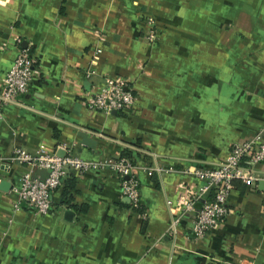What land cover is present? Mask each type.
Wrapping results in <instances>:
<instances>
[{"label":"crops","instance_id":"1","mask_svg":"<svg viewBox=\"0 0 264 264\" xmlns=\"http://www.w3.org/2000/svg\"><path fill=\"white\" fill-rule=\"evenodd\" d=\"M23 48L34 60L24 108L0 120V182L10 186L0 190V264H264L263 181L233 183L226 216L200 240L183 213L198 191L192 172L235 142L264 141V0H0V87ZM106 77L131 83L132 110H87ZM134 143L147 167L135 170L141 213L108 170L77 177L66 203L53 192L45 216L12 209L24 170L13 150L63 147L95 161Z\"/></svg>","mask_w":264,"mask_h":264},{"label":"built area","instance_id":"2","mask_svg":"<svg viewBox=\"0 0 264 264\" xmlns=\"http://www.w3.org/2000/svg\"><path fill=\"white\" fill-rule=\"evenodd\" d=\"M142 39L146 44L156 43L154 21L146 17ZM99 52L95 50V53ZM34 60L27 48L18 50L8 70L3 76L0 87V120L6 107L24 108L22 99L27 94L32 77ZM94 74L86 70L84 80ZM135 105V95L131 83L121 77H106L95 86L86 108L90 112L110 114L132 110ZM128 150L142 153L138 148L128 146ZM57 151L61 156L57 155ZM53 152L38 146L34 154L22 149L12 151L10 160L20 164L24 170L16 185L11 190L16 195L12 209H25L36 216H45L51 209V195L63 186L67 176L75 179L87 171H112L117 176L119 194L126 199L128 209L135 211L140 207V194L135 170H147V167L137 163L132 164L124 158L108 157L102 160H83L70 150L60 147ZM264 165V141L255 137L251 140L235 142L230 145L226 156L215 162L207 170L192 172L198 182V191L188 197L183 204V213L191 214L190 234L195 240L202 239L207 233L220 225L228 210L227 198L232 183L237 181L245 187L255 188L264 182V170L258 169ZM35 172H42L37 176ZM178 219L171 220L169 232H174Z\"/></svg>","mask_w":264,"mask_h":264},{"label":"trees","instance_id":"3","mask_svg":"<svg viewBox=\"0 0 264 264\" xmlns=\"http://www.w3.org/2000/svg\"><path fill=\"white\" fill-rule=\"evenodd\" d=\"M132 146L135 148H138L137 144H135V143ZM117 156L119 158H124L126 160H129L132 164H136V159L142 155L137 153V152L130 151L127 148H124L120 151V153ZM74 181H75V178L73 176H67V178L63 181V186L61 187L62 188V191H61L62 203L68 202V200H69L68 192L73 190ZM235 182H237V181H234L233 183H235ZM233 183H232V185H234ZM126 207H128V205ZM77 210H78V212L83 213L86 211V208L85 207H79ZM135 211H138L140 213L142 212L140 207H139V209H137Z\"/></svg>","mask_w":264,"mask_h":264},{"label":"water","instance_id":"4","mask_svg":"<svg viewBox=\"0 0 264 264\" xmlns=\"http://www.w3.org/2000/svg\"><path fill=\"white\" fill-rule=\"evenodd\" d=\"M85 143L87 144L88 147H92L93 142H89V141L85 140ZM57 155H58V156H61V153H60V152H57ZM9 188H10V186H9L8 183H6V182H4V181H1V182H0V190H1V191H7V190H9ZM124 200L126 201V199H124ZM65 214H66L67 216H70V215H71V212L66 211Z\"/></svg>","mask_w":264,"mask_h":264}]
</instances>
